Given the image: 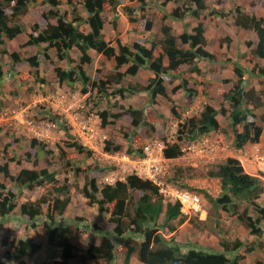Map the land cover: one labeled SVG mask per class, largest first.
Instances as JSON below:
<instances>
[{"label":"trees","instance_id":"obj_1","mask_svg":"<svg viewBox=\"0 0 264 264\" xmlns=\"http://www.w3.org/2000/svg\"><path fill=\"white\" fill-rule=\"evenodd\" d=\"M73 1L66 0V4L72 6ZM128 1L132 2L133 0ZM136 1L141 4L146 3L145 0ZM170 1L172 0H163V5ZM81 2L87 19L83 20L73 8L71 14H65L66 17L68 15L72 17L70 21H67L64 14L58 10L60 1L42 0L43 6L39 8L40 18L46 24L41 27L39 23H35L28 33V40L22 44V48L34 47L36 52L32 56L22 57L19 53L8 54L6 50H2V54L9 57L11 67L28 64L30 71H26V75L31 77L32 71V74H35V80L43 83V79L39 77L40 64L43 58L49 60L48 52L53 51L56 53V61L66 63L65 67L54 63L53 74L57 84L65 85L70 90H76L79 87L82 94H89L96 100H107L110 95L121 99L145 94L149 98V103H154L158 97H168L166 88L174 79L179 80L177 89H181V94L188 105L198 96L197 89L193 90L189 87L196 80L189 78L188 75L190 73L200 74V69L197 66L199 61L205 60L209 64L217 62L212 54L204 50L206 40L201 24L193 28V34L184 32L179 36L181 43L188 45L186 50L178 48L175 38L169 33L170 29L163 27L160 55L155 57L153 54L157 45L155 42L150 48H147L144 41L140 39H136L130 45L122 44L121 40L116 39V46H112L111 42L104 38L102 16L106 11H110L113 15L116 14L120 7L119 0H81ZM205 2L206 0H188L190 6L186 11L193 17H198L202 11L206 10ZM257 4L264 6V0H254L251 6L254 7ZM33 6V0L0 1V45L4 44V41H11L23 34L26 35L22 25L16 20L30 14ZM192 6L194 9H191ZM124 11L132 12V9L126 7ZM33 12L37 13V9H33ZM236 13L235 26L238 29L251 32L256 37V46L251 52L253 60L256 59L259 62L264 60V17L258 16L256 12H241L239 8L236 9ZM212 14L217 15L216 12ZM170 15L174 20H182L176 10L172 11ZM134 20L137 18L130 19V22L136 23L137 28L140 29L139 32L146 34L150 31V23H146L144 28L142 20H137L139 23ZM81 24L88 25L89 31L82 30ZM116 27L117 20L114 19L112 28L116 30ZM118 34H120L119 31ZM247 45L250 46L251 43L247 42ZM73 48H77L80 52L77 63L70 56ZM95 55L111 64L114 62L113 75L103 78L98 71L93 75L87 74L86 68L93 61ZM75 63L76 65L73 66ZM124 66L127 68L120 71ZM232 66L236 80H221L220 84L215 87L216 93H223V102L227 103L229 108L225 109L221 104L219 109H214L208 103V92L203 91L201 95L205 102L202 103V109L200 112L190 115L186 119V123H181V130L178 132L179 141L186 145L196 144L203 147L202 143L209 139L211 133L224 132L216 119L217 114H220L228 121V130L232 135L234 150H242L246 144L259 143L263 130L252 120L253 112L248 108V105L251 104L256 108L262 104L264 91H246L244 76L249 74L264 79V63L261 66L255 63L249 71L237 63ZM140 71H148L152 77L140 80L138 76ZM21 78L23 81H27L26 77L22 76ZM3 80L4 75L0 65V87ZM216 80V77H211L212 82ZM112 86H115V89L108 95L106 90ZM168 100L172 102L170 99ZM1 105L0 103V107ZM112 106L121 108L118 103H114ZM121 109L122 113L114 114L109 109L99 108L97 114L101 120V126L112 125L111 119L117 117H129L130 125L134 131L126 134L128 147L124 152L132 158H140L143 156V146L151 136H146L144 133V137H142L140 132H135L137 128L147 126L151 134L155 132V125L145 119L146 114L140 108ZM170 110L175 121H180L179 117H183L185 114L179 115L178 109L174 106H171ZM68 129L69 126H66L61 130L67 133ZM158 134L162 136L161 133L158 132ZM36 144V141H32V146ZM78 144L72 143L67 146L77 153L84 152V147ZM120 149L119 145L114 146L110 142H106L104 146V151L107 152L115 153ZM25 157L28 158L29 155L26 154ZM180 157H182V153L177 144L167 145L163 160L166 173L168 164L177 161ZM69 163L70 161H67L66 164ZM16 165L19 166L20 162L16 161ZM81 169L85 170L83 167ZM79 170L77 167L76 172L78 173ZM86 170L88 169L86 168ZM195 172L193 169L184 171L177 168L175 177L168 179V182L182 190L198 195L188 190L187 186L183 184L184 181L193 178ZM0 175L11 181L18 190L30 191L44 183L54 187L53 191L43 194L36 201L20 204L18 215L24 220L27 228L35 229L46 222L47 242L51 246L61 249L62 264H67L73 258L75 251L74 245L69 241L73 232L69 226L60 225L61 221L58 218H63L70 203L68 185L66 183L58 185L56 174L47 169L38 171L24 167L18 170L16 175L11 174L7 163L0 165ZM206 176L208 179H215L219 182L220 194L217 197L207 195V199L218 217H220L221 211L226 212L230 216L236 217L238 223L247 229L251 236L256 239L262 238L264 236L261 227V222L264 219V175L262 173L252 175L246 172L241 160L236 155H225L224 153L223 161L210 167ZM81 193L90 205H96L99 213H106L108 216V229L105 230L99 245L90 246L86 251V255L91 260H104L107 264H111L115 258V248L123 256L122 264H130L132 260L141 264H238L243 259L239 251L245 247L244 241H230L227 236L219 242V250L214 252H208L190 244L183 251L182 246L176 243L173 237L166 239L162 235V230L170 234L175 233L177 226L172 225V222L177 220L181 225L185 222L186 217L181 215L178 204L172 205L164 202L158 187L148 181H142L135 176H127L125 182H117L113 186H99L96 179H86ZM16 200L17 193L6 189L0 183V226L7 219L15 216ZM241 205H244V208L240 212L239 206ZM161 218L162 221L159 223ZM222 226L217 222V227L222 229ZM106 235L112 236L116 242ZM11 247L13 249L12 258L17 264H25L21 260L22 257H31L40 248L30 238L19 239L16 243H12ZM253 248H246L245 253L250 254ZM255 264H264V255L263 259Z\"/></svg>","mask_w":264,"mask_h":264},{"label":"rangeland","instance_id":"obj_2","mask_svg":"<svg viewBox=\"0 0 264 264\" xmlns=\"http://www.w3.org/2000/svg\"><path fill=\"white\" fill-rule=\"evenodd\" d=\"M1 1V0H0ZM60 1L58 10L61 14H71L73 8L78 16L82 17L83 20L87 19V15L83 9L81 0H74L72 6L66 4V0ZM146 3H139L136 0L132 2L128 0H119L120 7L116 14H111L110 11L104 12L102 18L104 21L103 25V36L106 40H110L113 45L116 39H120L122 44L130 45L134 43L136 39L144 41V45L147 48L152 46L155 42L157 45L154 48V56L160 55V44L163 39L162 28L168 27L169 33L175 38L178 48L187 49L188 46L182 44L179 36L184 32L193 34V28L198 24H201L204 29V37L206 45L204 46L205 51L212 54L217 60L224 63L222 69L220 64H217L210 70V73L217 74L218 72L224 74V76L230 74V65L239 63V61L253 60L251 52L247 42L251 40V36L255 38L254 34L249 31L238 29L235 26V16L237 15L236 9L239 8L241 12H256L258 16L264 17V6L262 4L251 6L254 0H206V10L202 11L198 17H193L188 13L187 7L190 6L188 0H172L163 5V0H145ZM34 6L32 12L25 17L21 18L19 23L22 25L26 35H22L20 38H15L11 41H4V44L0 45V65L4 75V80L0 87V112L6 111L9 116H13L12 113L24 111L26 107L29 109L23 114V118L17 121L16 124L9 127L7 125H0V165L5 163L8 164L9 171L11 174L16 175L18 170L26 167L27 169L41 170L47 169L49 172L56 174L59 184L66 183L69 187V198L70 203L64 213L63 218H58L61 221L60 225L69 226L72 230L73 235L69 241L74 245L75 251L72 259L67 264H107L104 260H91L86 255V251L90 246H98L101 238L105 234V230L108 229L106 213H99L96 205H90L87 199L82 195L81 189L86 179H96L97 184L101 186V178L103 174L112 173L118 171V168L108 166L107 163H99L96 158L92 156V152L87 148H84V152L77 153L72 148L68 147L67 144L76 143L78 140L76 136H72V130L68 129L65 133L62 127L68 126L66 120V114H62V110H53L51 103H56L54 97H58L61 93H65L68 90L65 85L60 86L55 80L53 74V66L60 64L62 67L66 66L65 62L56 61V53L48 52L49 60L42 59L40 64V79L41 81L35 80V74L31 77L26 75V71H30L27 65H20L19 67H11L10 59L8 56L2 54V50H6L8 54L19 53L22 57H29L35 54L36 48L26 47L22 48V44L28 40V33L31 27L35 23H39L43 27L46 23L40 18L41 11L40 7L43 6L42 0H33ZM126 7H130L132 12L124 11ZM143 8V9H141ZM33 9H37V13L33 12ZM48 9V8H47ZM194 9V6L191 7ZM176 10L182 20H174L171 17L172 11ZM216 12V14H212ZM223 15H219V14ZM130 15L132 18H137L138 21L142 20V25L145 28L146 23L151 24L150 31L139 32L136 23L130 22ZM66 17V16H65ZM140 17V18H139ZM130 18V19H129ZM72 17L68 15L67 21H70ZM117 20L116 30L112 28L113 20ZM134 20V21H137ZM137 21V23H139ZM12 22V19H11ZM54 23V21H51ZM81 29L85 32L89 31V27L86 24H81ZM118 31L120 34H118ZM244 37V38H243ZM3 41V40H2ZM255 48V47H254ZM253 48V49H254ZM71 58L77 63L80 58V52L77 49H72L70 52ZM52 61V63H51ZM76 63L73 65L75 66ZM229 64V65H228ZM114 62L105 61L103 58H99L95 55L93 61L86 68L87 74L93 75L98 71L103 78L109 77L114 74ZM203 67V66H202ZM127 66H124L120 71H124ZM223 70V72H222ZM202 71V68H201ZM180 72V71H179ZM204 72V71H202ZM205 75L196 78L197 81L191 85L190 88L193 90L197 89L198 96L191 101L188 105L186 99L181 93V89H177L179 80H173L170 85L166 88L167 98L158 97L154 103H149V98L145 94H138L130 98H117L110 95L115 89V86L107 88V93L110 98L104 99H93V96L80 97V106L74 103V106L69 110L70 113L78 114L81 118H90L92 121L97 120L98 109L110 110L114 114L122 113V109L127 107H137L142 109L143 113L146 114L145 119L149 123L155 125V132L149 131L147 126L137 128L135 133L140 132L141 136L144 137L150 135L151 139H161L165 141L166 135L169 137L170 132L173 129L177 130L176 139H179L178 132L181 130L179 124L175 127L177 121L171 114V106L178 109L181 123H186V119L193 113H197V109L200 110L203 103V91L207 92V84H210V80H207ZM11 76V77H10ZM22 76L27 78V81L22 80ZM140 80H146V72L140 71ZM195 77L196 75H192ZM52 84V86H51ZM76 90L80 91L77 87ZM72 90V91H76ZM173 90L174 93H173ZM68 94V93H67ZM74 93H69L66 99V103H71L73 99L71 96ZM170 99L172 102H170ZM47 100L49 102H47ZM76 99L73 100L75 102ZM118 103L121 108H115L112 105ZM172 104V105H171ZM67 106L62 109H67ZM101 106V107H100ZM79 107L77 111L75 109ZM188 107V108H185ZM115 108V109H114ZM113 109V110H111ZM192 110V111H191ZM189 111L188 116L186 113ZM110 112V113H111ZM72 114V115H73ZM254 118V117H253ZM24 120L31 121V126H28ZM112 125L102 127V131H98L97 146L103 147L106 142H110L111 145H119V153L126 151L128 147L127 136L133 132V128L130 125V118L127 116L117 117L111 119ZM221 121H224L221 119ZM101 128V126H100ZM161 133L162 136H160ZM225 132V131H224ZM222 132V134H224ZM36 135H39L36 137ZM231 138L224 137L222 144H227ZM146 140V139H145ZM214 140V139H212ZM32 141H36L37 144L32 146ZM173 139H170V142ZM183 143L182 141L180 144ZM79 145V144H78ZM117 153V152H116ZM201 154H182V157L177 161L168 164V170L166 174L167 179L175 177V171L177 168L193 169L196 171L193 178H189L184 181L183 184L187 186V189L197 193L203 200L204 217L201 218L199 215H186L185 222L181 225L178 221L172 222V225L177 226L175 233L170 234L169 232L162 230V235L166 239L174 238V241L182 246L183 251L186 250L187 245L190 244L196 248H202L208 252H214L219 250V242L225 239L227 236L228 240H240L244 241L245 247L239 251V254L243 256V259L238 264H255L257 261L263 259L264 255V236L260 239H256L251 236L247 229L238 223L236 217L230 216L226 212H220V217L213 210L211 204L207 199V195L217 197L220 194V186L218 180L208 179L206 172L210 167L215 166L223 161L224 152L220 149H212ZM29 157L26 158L25 155ZM226 155V154H225ZM98 156V154H97ZM264 160V155H259ZM243 160V167L246 172H254V164L264 163L262 159H255L253 162L250 160L246 162V158ZM16 161L20 162V165H16ZM70 161L69 164H66ZM34 164V165H33ZM80 170L76 172V168ZM81 167L85 168L82 170ZM86 168L88 170H86ZM121 173V172H120ZM120 176V175H119ZM0 183L3 184L6 189L17 193V208L15 216L7 219L0 226V264H17L13 258L12 243H16L19 239L30 238L34 243L40 246L39 250L31 257H22L21 260L25 264H62L61 249L51 246L46 239L45 235V223L40 224L37 228H27L24 220L18 215L20 204L25 202H34L40 198L43 194H48L53 191L52 185L43 184L40 187H36L33 190H18L12 184L11 181L0 175ZM178 187V186H176ZM241 212L244 205L239 206ZM162 218L159 220L161 223ZM218 224H222L221 227H217ZM261 227L264 231V219L261 222ZM161 231V229H160ZM109 239L111 238L114 242L116 240L106 235ZM5 241V242H4ZM253 248L250 254L245 253V249ZM115 258L111 264H122L123 256L118 252V249L114 250ZM130 264H141L136 260H132Z\"/></svg>","mask_w":264,"mask_h":264},{"label":"built area","instance_id":"obj_3","mask_svg":"<svg viewBox=\"0 0 264 264\" xmlns=\"http://www.w3.org/2000/svg\"><path fill=\"white\" fill-rule=\"evenodd\" d=\"M68 92L61 93L58 97H54L56 103H51V108L53 110H62V114H66V120L69 129L72 130V136H76V139L82 145V147L87 148L92 152V156L96 158L99 163H107L108 166H113L118 168V171H113L112 173L103 174L101 178V183L104 185H115L117 182H124L127 176H135L143 181H148L156 185L159 189V193L164 197V199L171 204H178L180 207V213L182 215H199L201 218L204 216L203 202L202 199L189 191L182 190L175 187L168 182L166 178V170L164 168V150L168 144H180L178 139H176L177 130L173 129L170 132L169 137L166 140L162 139H152L147 141L143 146V156L140 158H132L125 153H112L104 151L103 147L97 146L98 131L101 130V121L96 116L97 120L92 121L91 117L84 119L78 116L76 112L70 113L69 110L74 106V103L80 106L79 100L80 95L75 93L71 96V99H76L75 102L66 103L68 97ZM47 102H49L47 100ZM67 109H62V107L67 106ZM29 109L26 107L17 113H12L13 116H9L6 111L0 112V125L4 123L9 127L16 124L23 118V114ZM79 107L75 109L77 111ZM73 114V115H72ZM28 126H31L32 122L24 120ZM180 123L176 122L175 127ZM1 127V126H0ZM102 131V130H101ZM39 135H36L38 137ZM170 139L173 141L170 142ZM203 147L206 146V142L202 143ZM203 147L200 145L192 144L186 145L181 143L180 151L183 154H201ZM98 154V156H97ZM121 172V173H120ZM120 175V176H119ZM264 200V196H263Z\"/></svg>","mask_w":264,"mask_h":264},{"label":"crops","instance_id":"obj_4","mask_svg":"<svg viewBox=\"0 0 264 264\" xmlns=\"http://www.w3.org/2000/svg\"><path fill=\"white\" fill-rule=\"evenodd\" d=\"M20 37L21 36H19L18 38H20ZM250 42H251V45L249 46V49H253L256 46L255 38L253 36H251ZM244 61L245 60H243V62L239 61V63H237V62L236 63L239 64L245 70L248 69V71L253 67V65L255 63H258V65H260V66L263 65V63H264V60L259 62L256 59L253 61L248 60L247 63ZM217 64H220L219 67H221L222 69L224 68V66H223L224 63H221V61H217V62H215V64H209L208 62H205V61H199V62H197V66L200 69V74L196 75V74L190 73L188 75V77L197 81L196 78H200V77L205 75L204 73H206V76H208L206 81L210 80V84L209 85L207 84V92H208L207 94H208V98H209L208 103L216 110L220 108L221 104L224 105L225 109H228L229 105L227 103H224L223 99H222L223 93H216L215 87L220 84L219 81H221V80H233V81H235L236 76L233 72V66L231 67V65H230L231 69L229 72V73H231V75L228 74V75L224 76V74L222 75V73H220L221 71L218 72L217 74L210 73V70L212 68H214ZM201 68H202V71H204V72L201 71ZM222 72H223V70H222ZM192 75H196V76L193 77ZM150 77H152V74L147 71L145 78H150ZM211 77H216L217 80L212 82ZM175 80H177V79H175ZM244 80H245L246 91L247 90L264 91V79L263 78L257 77L255 75L250 76L249 74H245ZM177 93H181V91H178ZM202 100L205 102L204 98H202ZM263 105H264L263 101H262V104H260L256 108H254L251 104L248 105V108L252 109V112H253L254 118H252V120H254L258 126L262 127V130H263L262 134L259 138L258 144H246L242 150H239V151L234 150L232 148V146L230 147V145H232V135H231L230 131L228 130L229 129L228 128V121H226V119H224L220 114H217L216 119L218 120V122L220 123V126L222 127V129L225 132H224V134L214 132V133H211L209 135V137L214 139V143H215L214 148L224 150V153L226 155H229V154L236 155L241 160L242 164H244L243 163L244 162L243 160H245L244 158H246V160H247L246 162H249L250 160L253 162L255 159H257V157H260V156H258V154L264 155V106ZM221 119H223L224 121H221ZM226 136L231 138V139H229L230 141L227 144L225 143V145H224V144H222V140L224 141V137H226ZM253 164H254V168H255L254 169L255 174L256 173H262L264 175V163H258V165H256L255 163H253ZM250 174H252V173H250Z\"/></svg>","mask_w":264,"mask_h":264},{"label":"clouds","instance_id":"obj_5","mask_svg":"<svg viewBox=\"0 0 264 264\" xmlns=\"http://www.w3.org/2000/svg\"><path fill=\"white\" fill-rule=\"evenodd\" d=\"M103 34V33H102ZM120 40V39H119ZM108 41H110V40H108ZM112 44V46H116L115 44L113 45V43H111ZM188 46V45H187ZM73 49H77V48H73ZM205 50V49H204ZM202 61H205V60H202ZM206 62V61H205ZM25 65H27L28 66V64H25ZM29 67V66H28ZM29 69H30V67H29ZM193 74H196V73H193ZM39 75H40V72H39ZM60 87V86H59ZM68 89V88H67ZM66 92H68V93H78L81 97L82 96H86L87 94H82L80 91H78V90H76V91H72V90H70V89H68V90H66ZM201 109H202V107H201ZM201 109L200 110H198L197 109V113L198 112H200L201 111ZM192 111V110H191ZM188 114H189V111L186 113V116H188ZM185 116V115H184ZM97 117L99 118V116L97 115ZM100 119V118H99ZM101 121V120H100ZM177 122H179L180 124H181V121H177ZM101 128H102V126H101ZM223 132V131H222ZM222 132H220V133H222ZM178 141H179V139H178ZM79 142V141H78ZM179 142H181V141H179ZM206 142V146L205 147H203V151H202V153H206V151H209V150H211V148L212 149H214V140H212V138L211 137H209V139L208 140H206L205 141ZM80 144V143H79ZM173 144H176V143H173ZM81 145V144H80ZM168 145H172V144H168ZM179 147L181 146V144H177ZM82 146V145H81ZM232 145H230V147H231ZM225 147V146H224ZM233 148V147H232ZM223 152H224V150H222ZM113 153V152H112ZM116 153V152H115ZM117 153H119V152H117ZM123 153H125V152H123ZM182 153V152H181ZM183 154V153H182ZM259 159H262V158H260V157H258ZM263 160V159H262ZM264 161V160H263ZM126 180V179H125ZM141 180V179H140ZM143 181V180H142ZM125 182V181H124ZM101 185H104V184H101ZM110 186V185H109ZM113 186V185H112ZM176 187V186H175ZM178 188V187H177ZM158 191H159V189H158ZM160 194V193H159ZM161 195V194H160ZM163 197V196H162ZM200 197V196H199ZM201 198V197H200ZM163 199H164V197H163ZM164 202H168V201H166L165 199H164ZM202 202H203V200H202ZM168 203H170V202H168ZM171 204V203H170ZM177 204V203H176ZM173 205V204H172ZM179 210H180V207H179ZM205 211V210H204ZM205 213V212H204ZM182 215V214H181ZM183 216H186V215H183ZM196 216V215H195ZM204 217V216H203ZM202 217V218H203Z\"/></svg>","mask_w":264,"mask_h":264}]
</instances>
